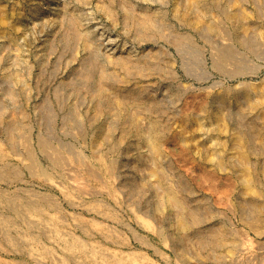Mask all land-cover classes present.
Instances as JSON below:
<instances>
[{
  "label": "rangeland",
  "instance_id": "rangeland-1",
  "mask_svg": "<svg viewBox=\"0 0 264 264\" xmlns=\"http://www.w3.org/2000/svg\"><path fill=\"white\" fill-rule=\"evenodd\" d=\"M263 3L0 0V264H264Z\"/></svg>",
  "mask_w": 264,
  "mask_h": 264
},
{
  "label": "bare ground",
  "instance_id": "bare-ground-1",
  "mask_svg": "<svg viewBox=\"0 0 264 264\" xmlns=\"http://www.w3.org/2000/svg\"><path fill=\"white\" fill-rule=\"evenodd\" d=\"M260 1H261V2H264V0H263V1L260 0ZM194 4H195V3H194ZM262 5H264V3H263ZM208 8H209V7H208ZM198 9H199V8H198ZM195 11H196V10H195ZM196 12L199 13V11H196ZM184 15L186 16L187 14H184ZM218 26H219V25H218ZM218 26H217V23H212V24L210 23L209 26H208V28H209L210 31H216V32H217V29L219 28ZM219 29H220V28H219ZM218 32H219V31H218ZM249 41H250V40H249ZM249 41H247V42H249ZM249 43H250V42H249ZM229 47H230V46H229ZM229 47H225V48L221 51V54H220V62H218L217 64H218L219 66H221L222 68L225 67V63H226V61H227L226 59H229V60H230V59H235V58H237L236 56H237L238 53H237L235 50H233L232 47H231V48H229ZM219 53H220V51H219ZM236 53H237V54H236ZM218 57H219V56H218ZM238 57H239V56H238ZM241 58H242V57H241ZM224 60H225V62H224ZM231 61H233V62L236 64V62H235L234 60H231ZM237 62H240V61L237 59ZM241 62H242V60H241ZM241 62L237 65L238 68H242V67H243L244 61H243V64H241ZM134 64H135V63H134ZM134 64H133V66H134ZM223 65H224V66H223ZM135 66H136V65H135ZM135 66H134V67H135ZM245 86H246L245 93H248V94H251V95H252V94H253V91L255 90V88L253 89L252 87H250L251 85H248V87H247V85H245ZM261 86H262V85H261ZM249 87H250V88H249ZM262 87H263V88H262L261 90H259V88H260V87H259V88H258L259 91H257V92L254 91V93H256V96L264 97V86H262ZM244 88H245V87H244ZM252 90H253V91H252ZM256 90H257V89H256ZM244 95H245V94H244ZM246 95H247V94H246ZM253 95H255V94H253ZM247 96H248V95H247ZM248 99H249V98H248ZM254 99H255V98H254ZM257 99H258V98H257ZM257 99H255V102H256ZM261 99H264V98H261ZM261 99H259V101H260ZM252 101H253V99H252V97H251V103H252ZM262 101H263V100H261V104L264 103V102H262ZM249 102H250V101H249ZM258 103H259V102H258ZM252 104H253V103H252ZM254 104H256V103H254ZM254 104H253V105H254ZM258 105L260 106V104H258ZM250 107H251V106H250ZM254 107H255V108H258V107L255 106V105H254ZM261 107H262V106H261ZM251 108H253V107H251ZM262 110H263V109H262ZM219 112H223V111H219ZM262 113H263V112H261V114H262ZM261 116H262V115H261ZM262 117H264V116H262ZM77 121H78V120H77ZM263 127H264V126H263ZM263 127H262V128H263ZM257 128H258V127H257ZM259 128H260V130H262L261 127H259ZM256 132H257V131H256ZM263 133H264V132H263ZM263 133H262V134H263ZM258 135H259V134H258ZM154 136H155V135H154ZM154 136H153V137H154ZM241 136H242V135H240L238 138H240ZM263 136H264V134H263ZM247 137H248V136H247ZM260 137H262V136H260ZM157 138H158V137H157ZM157 138H155L156 140H154V139H152V140H153L154 142H155V141H158ZM158 139H159V138H158ZM240 139H241V140H242V139L245 140V142H247V144H248L249 146L254 147V146H252V144H251L252 141H248V138H246V136L244 137V135H243V137L240 138ZM249 139H250V138H249ZM150 140H151V139H150ZM159 140H160V139H159ZM236 140H237V139H236ZM236 140H235V141H236ZM241 140H240V141H241ZM243 140H242V141H243ZM250 140H251V139H250ZM153 141H152L151 143H153ZM238 141H239V140H238ZM240 141H239V144H238V142H237L236 145H237V144L240 145ZM242 141H241V142H242ZM263 141H264V139H263ZM155 143H156V142H155ZM263 143H264V142H263ZM49 144H50V143H49V141H48L46 138H43V139L41 140V145H42V147H43L44 149L49 150V148H50ZM253 144H254V143H253ZM151 145H153V144H151ZM238 145H237V146H238ZM242 146H244V145L241 144V147H242ZM245 146L247 147V145H245ZM241 147H238V148H239V151H240V148H241ZM243 148H244V147H243ZM248 149H250V148H248ZM49 151H51V150H49ZM242 151L245 152V150H242ZM52 153H55V154H54V157H55V159L57 160L56 162L62 164V160H63V156H64V155L62 156L63 153L61 154L59 151L51 152V154H52ZM242 153H243V152H241V154H242ZM29 154L32 155V152H30ZM239 154H240V152H239ZM241 154H240V155H241ZM244 154H245V153L242 154L243 159H239V160H237L236 162H239V161H241V160H242V161L245 160V159H246V156H245ZM52 155H53V154H52ZM246 155H247V153H246ZM32 156H33V155H32ZM242 157H240V158H242ZM247 157H248V156H247ZM248 159H249V158H248ZM246 160H247V159H246ZM64 161H65V160H64ZM242 161H241V162H242ZM245 162L248 163L247 161H243L242 164L245 163ZM33 163H34V162H33ZM246 163H245V164H246ZM34 164H35V163H34ZM34 164H32V167L34 166ZM239 164H241V163H239ZM239 164H238V165H239ZM246 165H247V164H246ZM241 166H242V165H241ZM33 168H34V167H33ZM240 168H241V167H240ZM242 168H245V166H243ZM244 170H245V169H244ZM244 170H243V171H244ZM43 171H44V170H43ZM246 174H247V173H246ZM247 175H248V174H247ZM244 176H246V175H244ZM244 176H243V177H244ZM246 177H247V176H246ZM246 177H245V179L248 180L247 182L249 183V184H248L249 187H252L251 185H253V180H252L251 178H253V177L250 178V175H249V177H247V178H246ZM242 180H244V179L242 178ZM244 181H246V180H244ZM247 182H246V183H247ZM246 186H247V184H246ZM247 187H248V186H247ZM0 191H1V190H0ZM172 193H173V192H172ZM0 195L3 196L1 193H0ZM1 196H0V197H1ZM5 196L7 197L8 195H5ZM44 196H45V195H44ZM173 196H174V194H173ZM17 197H18V196H14V197L6 198V201H7V202L4 200L6 203H8V206H9V205L11 206L10 209L14 208V210L16 211V213H17V212L20 213L21 210H23V208L25 209L24 211H26V215H28V213H29V214H30V213H34V215H36L35 213H36L37 211L39 212V213L37 212L38 214H40V212L42 211V210L40 209V207H37V205H36L35 202H32V201H29V202H28V201H27V202L25 203V202L21 201L20 196H19V198H17ZM46 197H50V198H51V196H49V195L46 196ZM50 198H46V199L51 200ZM0 199H1V198H0ZM2 200H3V199H2ZM53 202H54V201H52V203H53ZM6 205H7V204H6ZM23 206H25V207H23ZM262 209H263V208H261V210H262ZM14 210H13V211H14ZM19 211H20V212H19ZM42 213H43V212H42ZM42 213H41V214H42ZM38 214H37V215H38ZM45 214H46V213H45ZM50 214H51V213H50ZM21 215H22V214H21ZM14 216H15V215H14ZM16 216H17V215H16ZM19 216H20V214H19ZM28 216H29V215H28ZM47 216H49V215H47ZM51 216H53V215H51ZM51 216H50L51 219H49V220H50V221H51V220L53 221V219H55V218H53V217H51ZM54 216H55V215H54ZM35 217H36V216H35ZM57 217H59V216L57 215ZM41 218H43V217L41 216ZM23 219H25V218H23ZM57 219L59 220V218H57ZM31 220H33V217L31 218ZM34 220H36V219L34 218ZM37 220H38V219H37ZM40 220H41V219H40ZM41 221H44V220H41ZM50 221H48V222H50ZM0 222H1V223H2V222L4 223L5 220L3 221L2 219H0ZM32 222H33V221H32ZM56 222H57V224H58V221H57V220H56ZM3 223H2V225H3ZM30 223H31V222H30ZM34 223H35V221H34ZM36 223H37V222H36ZM39 223H45V222H39ZM46 223H47V222H46ZM47 224H48V223H47ZM31 225H32V224H31ZM37 225H38V223H37ZM32 226H33V225H32ZM55 226H56V225H55ZM55 226H54V227H55ZM54 227H53V229H54ZM30 228H32V227L30 226ZM55 228H56V227H55ZM32 229H33V228H32ZM53 229H51V230H53ZM58 229H59V228H57V230H58ZM51 230H50V233H51ZM55 230H56V229H55ZM32 231H33V230H32ZM53 232H54V231H53ZM57 232H58V231H56V233H57ZM30 233H31V232H30ZM54 233H55V232H54ZM54 233H53V234H54ZM56 233H55V234H56ZM33 234H34V232H33ZM35 234H36V233H35ZM31 235H32V234H31ZM51 235H52V234H51ZM49 236H50V235H49ZM55 236L57 237L58 235L56 234ZM55 236H54V237H55ZM60 236H62V235H60ZM75 237H76V236H75ZM7 238H10V237L7 236ZM28 238H29V236H28ZM28 238L25 237V239H28ZM30 238H32V236H31ZM36 238H37V236H36ZM12 239H13V238H12ZM78 240H79V239H78ZM66 242H67V241H66ZM74 243H75V241H74ZM85 243H86V242H85ZM70 244H72V243L70 242V243H69V246H70ZM83 244H84V243H83ZM86 244H87V243H86ZM76 245H77V244H76ZM76 245H75V246H76ZM79 245H81V244H79ZM79 245H78V246H79ZM72 246H73V247H72ZM72 246H71V247L74 248V245H72ZM69 248H70V247H69ZM76 248H77V247H76ZM82 249H83V248H82ZM85 249H87V248H85ZM91 249H92V248L90 247V250H91ZM48 250H50V249L48 248ZM87 250H89V249H87ZM92 250H93V249H92ZM50 251H52V250H50ZM71 251H73V250L71 249ZM93 251L95 252V251H97V250H93ZM93 251H92V252H93ZM85 252H87V251H85ZM85 252H84V253H85ZM94 252H93V253H94ZM50 253H51V252H50ZM70 253H71V252H70ZM95 253H96V252H95ZM86 254H87V253H86ZM96 254H97V253H96ZM50 257H51V256H50ZM91 257H92V253H91ZM92 259H93V257H92ZM94 259H96V258L94 257ZM94 259H93V260H94ZM97 259H98V258H97ZM116 259H117L116 262L114 261L115 264H124V263H123V260L118 259V257H117ZM65 261H66V260H65Z\"/></svg>",
  "mask_w": 264,
  "mask_h": 264
}]
</instances>
